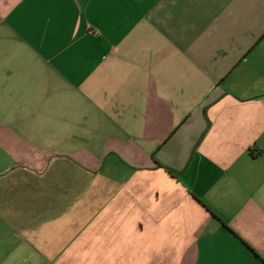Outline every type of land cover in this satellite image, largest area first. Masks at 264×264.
I'll return each mask as SVG.
<instances>
[{
    "label": "crops",
    "instance_id": "obj_1",
    "mask_svg": "<svg viewBox=\"0 0 264 264\" xmlns=\"http://www.w3.org/2000/svg\"><path fill=\"white\" fill-rule=\"evenodd\" d=\"M0 264H264V0H0Z\"/></svg>",
    "mask_w": 264,
    "mask_h": 264
},
{
    "label": "trees",
    "instance_id": "obj_2",
    "mask_svg": "<svg viewBox=\"0 0 264 264\" xmlns=\"http://www.w3.org/2000/svg\"><path fill=\"white\" fill-rule=\"evenodd\" d=\"M249 154H251L252 156H255V155H254V152H253L252 150H249ZM168 171H169V173H171L170 170H168Z\"/></svg>",
    "mask_w": 264,
    "mask_h": 264
}]
</instances>
